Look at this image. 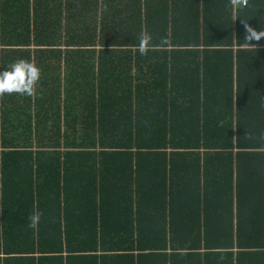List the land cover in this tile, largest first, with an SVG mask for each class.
I'll return each mask as SVG.
<instances>
[{
    "label": "trees",
    "instance_id": "trees-1",
    "mask_svg": "<svg viewBox=\"0 0 264 264\" xmlns=\"http://www.w3.org/2000/svg\"><path fill=\"white\" fill-rule=\"evenodd\" d=\"M233 6V0H0V70L7 69L18 57L36 58L44 69L40 90L54 89V93L45 90L40 93V100L51 97L42 105L59 109L62 98L67 108H74L65 121L59 115L50 125L40 118L26 122L23 133H36V142L5 140L0 118V169L39 170L36 175L27 174L25 192L32 205L26 204L27 217L37 209L34 185L41 170L46 169L56 176L52 179L45 175L49 179L44 180L48 182H54L57 177L61 182L63 170L68 182L65 170L85 169L90 174V183H96L89 193L90 199L99 197L98 182L112 190L105 189L108 200L115 203L114 194L120 199L113 212L106 211V220L100 227L97 215L96 226L103 236L98 232L91 235L92 251L114 249L119 252L117 259L116 255L101 256V264H111L110 261L117 264H210L213 260L223 264L224 249L232 245V239L210 231L203 238L184 236L193 232L174 220L168 206L164 205L168 192L158 169L167 168V150L177 145L165 139L167 131L162 125H148L150 119L157 116L149 118L146 113L138 114L132 95L135 82L139 88L147 87L148 78L155 91L166 86L164 76L168 64H173L172 58L177 56L187 57L189 74L201 64L196 60L202 55L219 59L216 64L226 73L234 55L257 57L264 53V37L244 43L246 25L257 31L264 30V0H249L237 10ZM142 32L152 36L146 55H140L137 47ZM243 45L254 47L243 48ZM48 56L55 59L52 65L47 62L51 71L43 61ZM187 86L194 87L193 75L188 76ZM63 89L66 94L61 96ZM257 96L251 94L254 101L251 100L252 107L246 112L250 129L244 132L246 137L236 132L235 142V131L228 122L215 127L218 140L215 133L210 137L206 132H198L197 126H188L198 139L207 141H186L182 146L194 150L199 145L208 150L203 161L200 152L192 151L189 155H195L186 162L187 169L211 166L212 169H230L233 164L239 169L256 166L257 150L264 149V142L257 141L260 137ZM66 187L70 190L66 195L73 192L71 185ZM17 197L16 189L11 192V211L19 206ZM60 197L58 191L57 198L60 200ZM59 200L55 208L61 218L70 209L71 200L68 199L70 204L66 208ZM190 209H198V206ZM65 210L67 212L62 214ZM100 211L99 215L104 217L105 212ZM112 215L121 216L117 227L120 231L110 236L108 233L116 228L107 222ZM49 216L46 214L47 219ZM10 221L13 222V218ZM189 223L194 226L196 219ZM20 240L22 252H18L17 247L9 248L7 238L0 236V248L5 243L4 252L8 254L6 260L13 261L9 255L16 252L22 254L19 258L25 264H37L34 238L27 235ZM66 240L69 243L68 237ZM71 240L74 241V237ZM75 240L78 244L84 243ZM252 245L264 248V243L254 239ZM91 258L98 262L97 253Z\"/></svg>",
    "mask_w": 264,
    "mask_h": 264
},
{
    "label": "crops",
    "instance_id": "crops-1",
    "mask_svg": "<svg viewBox=\"0 0 264 264\" xmlns=\"http://www.w3.org/2000/svg\"><path fill=\"white\" fill-rule=\"evenodd\" d=\"M233 4L234 10L246 5L241 0H233ZM242 47L254 46L243 45ZM235 49L237 50L236 47ZM186 58L185 56L172 58L173 64H168V72L164 76L167 85L160 91L150 87V78H148L147 87L139 88L137 82L133 87V105L138 114L146 113L149 118L157 116L150 119L148 125H162L167 131L165 139L177 145L167 150V168L158 169L166 181L165 188L168 192L164 205L168 206L174 220L181 222L186 230L190 229L193 232L184 236L203 238L204 234L210 231L219 232L223 237L232 239V245L224 249L226 254L223 256V264H264V248L252 245L253 239L264 243V149L257 150L258 162L250 169H239L236 164L231 165L230 169H212L213 166L208 169H187L188 160L200 152L203 161L205 151L208 149L198 145L196 146L198 148L194 150H187L182 146V143L186 141L195 143L207 141V139H198L197 135H193L195 132H192L191 127L188 126H197L198 132H206L211 137L217 125L228 122L235 131L234 142L236 132H242L241 136L246 137L244 132L250 129L248 123L250 117L246 116V112L252 107L251 94L258 95L257 128L260 137L257 141L264 142V53L261 52L257 57L246 54L234 55L226 73L219 64H216L219 59L212 55H202L199 60H196L201 64L195 66V72L189 74L190 67L185 62ZM30 60L41 69L33 95L0 94L1 131L5 140L30 139L36 142L34 137L37 136L36 133H23L22 127L26 122L33 120L36 122L40 118L42 122L46 121L50 125L59 115L62 121H65L68 112L71 114L74 112L73 107L65 106L62 98L59 109H50L49 104L42 105L43 101L51 100V97L40 100L38 99L40 93H43V90L54 93V89L51 91L50 88L45 87L42 91L40 90L39 82L44 76V69L38 64L36 58ZM43 61L48 64L51 71V66L47 62L52 65L55 59L48 56ZM133 72L137 71L133 70ZM192 75L194 76L193 88L187 86L188 76ZM60 94L61 96L66 94L64 89L60 90ZM47 110L50 112L47 113ZM250 134L249 132L248 136ZM214 137L216 140L219 139L216 133ZM222 140L228 142V139ZM192 151L195 154L190 156ZM34 170L33 172V169H0V236L7 238L9 248L17 247L18 252H22L20 239H26L27 235H30L35 240L36 257L39 261L37 264H101V256L114 255L117 259L119 252L114 249L92 251L89 246L94 244L92 234L98 232L100 236H103L101 234L103 232H100V228L96 226L97 215L100 227L102 221L106 220V211L113 212L117 204H120V199L114 194L115 197L112 198L117 204L108 200L105 189L109 192L112 190L106 188L105 183L100 182H98L99 197L90 199L89 193L93 184L96 183H90V174L85 172V169L65 170L68 182L64 179L63 170L60 172L61 182L57 181L58 177L54 182L44 180L54 179L56 176L51 175L46 169L41 170L34 186L36 212L42 215L35 229L27 227L26 204L29 207L32 206L25 192L28 186L27 174L35 173L36 175L39 170ZM45 175L49 178H45ZM39 181L41 182L37 185ZM135 184L139 183L135 182ZM66 185H71L73 190L68 195L65 192L70 190ZM115 185L114 189H116ZM16 189L19 206L17 210L11 211V192H16ZM58 191L61 193L60 200L65 208L70 204L68 199L71 200L70 209L68 212L63 211L62 214L65 212L67 214L61 218L58 217L60 212H56L55 208V202L59 200ZM192 206H198V209H190ZM257 208L259 211H256ZM99 211L101 214L105 212L104 217L99 215ZM46 214H50L48 219ZM10 218H13V222ZM120 219V215H112L107 219V222L116 227L108 235H116L120 231L117 229ZM193 219H196L194 226L189 223ZM28 229H30L29 232H27ZM67 237L70 239L69 243L66 240ZM72 237L74 241L71 240ZM75 239L83 240L84 243L78 244ZM4 247L5 243L2 249L0 248V264H25L23 259L19 258L22 254L16 252L9 255L13 261H7L8 254L4 252ZM94 253H97L99 257L98 262L91 258ZM110 262L117 264L115 261ZM210 264H219V261L213 260Z\"/></svg>",
    "mask_w": 264,
    "mask_h": 264
},
{
    "label": "clouds",
    "instance_id": "clouds-1",
    "mask_svg": "<svg viewBox=\"0 0 264 264\" xmlns=\"http://www.w3.org/2000/svg\"><path fill=\"white\" fill-rule=\"evenodd\" d=\"M246 33L244 43L259 41L264 37V30L259 31L251 26H245ZM152 36L147 32H142L138 38V51L140 55H146L151 47ZM41 74V69L30 59H16L8 65L5 70H0V94L18 93L31 96L34 93ZM41 213L34 211L28 217L27 227L35 229L39 224Z\"/></svg>",
    "mask_w": 264,
    "mask_h": 264
},
{
    "label": "built area",
    "instance_id": "built-area-1",
    "mask_svg": "<svg viewBox=\"0 0 264 264\" xmlns=\"http://www.w3.org/2000/svg\"><path fill=\"white\" fill-rule=\"evenodd\" d=\"M243 4H246L248 0H241Z\"/></svg>",
    "mask_w": 264,
    "mask_h": 264
}]
</instances>
